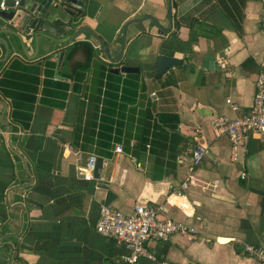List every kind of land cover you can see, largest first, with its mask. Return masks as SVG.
<instances>
[{
    "label": "crops",
    "instance_id": "obj_1",
    "mask_svg": "<svg viewBox=\"0 0 264 264\" xmlns=\"http://www.w3.org/2000/svg\"><path fill=\"white\" fill-rule=\"evenodd\" d=\"M72 6L83 13L59 40L82 29L73 41L91 48L79 46L63 62L60 54L49 59L50 79L66 83L64 92L45 86L44 62L40 74H2L13 59L37 64L62 45L41 40L23 51L4 31L0 12V79H6L0 84V264H108L125 255V245L95 229L104 204L125 213L135 205L161 207V219L193 229L148 243L170 264H262L243 246L264 247V142L251 136L235 146L212 126L219 115L250 112L264 66L261 0H171V21L168 0ZM86 28L106 43L110 57L121 54L115 62ZM160 55L181 62L155 76ZM87 61V70H75ZM102 63L111 65L102 71ZM123 65L139 69L135 95L122 89L128 74L110 71ZM108 72L120 76V88L98 89ZM31 96L28 126L13 123L11 106L24 111ZM197 143L207 145V154L194 166L189 156Z\"/></svg>",
    "mask_w": 264,
    "mask_h": 264
},
{
    "label": "built area",
    "instance_id": "obj_2",
    "mask_svg": "<svg viewBox=\"0 0 264 264\" xmlns=\"http://www.w3.org/2000/svg\"><path fill=\"white\" fill-rule=\"evenodd\" d=\"M19 1L13 0L14 6H18ZM261 3L260 25L264 32V0H261ZM8 9L6 0H0V12ZM238 108L236 105L233 106L235 110ZM212 126L217 135L228 137L235 146L243 145L251 136H257L264 142V66L255 81V93L250 112L234 118L219 115L212 121ZM115 150L121 152L122 147L117 145ZM206 154V144H195L189 156L192 165L199 164ZM136 165L137 168H141L139 163ZM94 167L95 157L90 156L86 169L92 170ZM187 185L188 182L184 181L180 187L186 189ZM160 211L161 207L148 205H135L130 213H125L107 204L100 206L98 220L95 224L96 231L122 243L127 249L125 255L117 257L108 264H143L142 258L155 264H170L150 250L148 243L165 241L173 234H186L193 232V229L176 220L161 219ZM243 251L247 256L264 264V247L245 244Z\"/></svg>",
    "mask_w": 264,
    "mask_h": 264
},
{
    "label": "water",
    "instance_id": "obj_3",
    "mask_svg": "<svg viewBox=\"0 0 264 264\" xmlns=\"http://www.w3.org/2000/svg\"><path fill=\"white\" fill-rule=\"evenodd\" d=\"M168 1L169 19L171 21V0ZM72 3L83 6V0H64L57 3H54V0H20L18 6H14L13 0H6L8 8L11 10L1 11L8 23V27L4 31L18 41L23 51L27 44L37 46L41 40L55 41L61 45H66L82 32L80 29L65 41L59 40V38L67 36L76 29L77 20L81 16V9L73 7ZM144 19H150L156 23L160 32L165 30L154 17L147 16ZM142 20V18L132 19L129 23ZM85 30L89 31L92 37L99 42L111 63L118 59L121 54L117 57H110L106 43L91 29L86 28ZM123 45L124 37L122 38ZM180 62L179 59L160 55L155 66V76L163 74L167 69L178 65ZM110 71L116 74L139 73L137 67L129 65L111 68Z\"/></svg>",
    "mask_w": 264,
    "mask_h": 264
},
{
    "label": "trees",
    "instance_id": "obj_4",
    "mask_svg": "<svg viewBox=\"0 0 264 264\" xmlns=\"http://www.w3.org/2000/svg\"><path fill=\"white\" fill-rule=\"evenodd\" d=\"M83 11L81 9V15H82ZM82 45H86L88 48H91L90 44L86 41H73L71 44L68 43L66 45H62L59 48L53 49L47 53H45L44 55H42L40 58L37 59V64H26V63H22V61H20L19 59H13L14 61L11 63V67L7 70H3L1 69V72L3 75H8V77H12V75L15 78V73L19 74V72H25V73H31V74H40L42 72L41 66L40 64L42 62H44L43 64L44 66V74L45 76H48V78L44 79V83L45 86H49V87H55L59 90H62V92H64L67 88L68 85L66 83L63 82H58V81H53L50 79V76L53 74L52 68L54 67V63H52L51 61H49V59L56 55V54H60L62 55L63 59L62 62L64 60L65 57H70L75 50ZM92 54V53H91ZM91 56V55H90ZM61 64L59 65V71L61 70ZM107 65H111V64H105L102 63V68L101 70H105L107 68ZM79 68V69H84L87 70L88 68V61L82 64H76L75 65V70ZM3 70V71H2ZM108 76V82L104 83L103 80V76H101V78L98 81V89H101L103 86L107 87V88H111V89H116V88H120V82H121V78L120 76L118 77L117 75H114L110 72L107 73ZM126 79L123 80V84H122V89H129L128 93L131 95H135L137 89L139 88V83H138V75L136 74H128L126 75ZM5 78L4 76L0 79V84L5 82ZM35 80L37 81V77H35ZM9 82H16L13 80H8ZM119 83V85H118ZM2 88L4 84H1ZM142 88H144V86L141 85ZM52 89V88H51ZM51 89H49L47 92L51 93ZM3 91V90H2ZM9 95L13 96L16 99H21L24 97H21V95H18L16 93H13L12 91H9ZM61 96H65V93H63ZM116 95L115 94H110L109 98L113 99L115 98ZM30 99V103L26 104V109L24 111L18 110V104L15 102L13 103V106H11V118H12V122L16 123L19 122L21 123L23 126H28L29 123V119H30V110L32 108V102L35 100L34 96L28 97ZM25 100V99H24ZM110 103H112V101H109Z\"/></svg>",
    "mask_w": 264,
    "mask_h": 264
}]
</instances>
